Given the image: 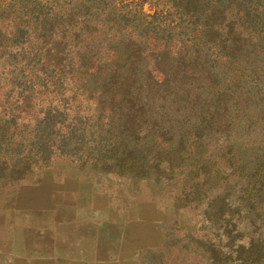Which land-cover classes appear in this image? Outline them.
<instances>
[{"label":"rangeland","instance_id":"374dc122","mask_svg":"<svg viewBox=\"0 0 264 264\" xmlns=\"http://www.w3.org/2000/svg\"><path fill=\"white\" fill-rule=\"evenodd\" d=\"M85 1L0 0V264H264V0Z\"/></svg>","mask_w":264,"mask_h":264},{"label":"trees","instance_id":"16d2710c","mask_svg":"<svg viewBox=\"0 0 264 264\" xmlns=\"http://www.w3.org/2000/svg\"><path fill=\"white\" fill-rule=\"evenodd\" d=\"M75 1V3L76 2H78L77 4H75L74 3V5H72V8L70 9V11L72 10V14H73V11H75L76 10V8L77 7H80V6H85L88 2H86L85 0H74ZM171 1V0H170ZM36 2H37V0H36ZM47 3H49V2H47V1H45V3L44 2H40V1H38V4L39 5H42V6H46L47 5ZM176 2H173V5H174V8L175 9H179L180 8V6H179V4H175ZM51 7L52 6H49V9H51ZM53 8V13L51 14V18H54L53 20H56L59 16V12L57 11L56 12V9H55V6L54 7H52ZM82 19L80 20V22L82 23V27H81V29H80V32L82 31L83 33H85L86 32V30H84V26H85V22H87V19H88V17H87V14L86 13H84L83 15H82ZM70 24H67V23H65L64 24V26H66V27H68ZM79 48H80V46H79ZM83 48H86V49H88V45H85V46H83ZM81 51V49H78V52H80Z\"/></svg>","mask_w":264,"mask_h":264}]
</instances>
